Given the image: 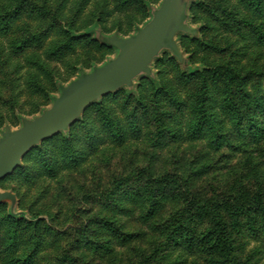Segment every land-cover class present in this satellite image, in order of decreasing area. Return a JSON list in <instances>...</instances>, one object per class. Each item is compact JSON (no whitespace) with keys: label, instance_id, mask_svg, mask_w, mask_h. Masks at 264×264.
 Here are the masks:
<instances>
[{"label":"rangeland","instance_id":"1","mask_svg":"<svg viewBox=\"0 0 264 264\" xmlns=\"http://www.w3.org/2000/svg\"><path fill=\"white\" fill-rule=\"evenodd\" d=\"M162 1L0 0V147L122 68ZM255 3L178 0L144 73L0 168V264H264V0ZM212 71L213 109L229 94L238 128L195 127L201 74ZM215 211L226 223L217 247Z\"/></svg>","mask_w":264,"mask_h":264},{"label":"water","instance_id":"2","mask_svg":"<svg viewBox=\"0 0 264 264\" xmlns=\"http://www.w3.org/2000/svg\"><path fill=\"white\" fill-rule=\"evenodd\" d=\"M178 0H163L149 29L131 59L113 74L57 101L43 115L0 147V168L25 153L45 134L91 102L104 97L145 72L169 36ZM169 33V34H168Z\"/></svg>","mask_w":264,"mask_h":264},{"label":"trees","instance_id":"3","mask_svg":"<svg viewBox=\"0 0 264 264\" xmlns=\"http://www.w3.org/2000/svg\"><path fill=\"white\" fill-rule=\"evenodd\" d=\"M253 1V0H252ZM255 6L256 8L261 9V0H255ZM110 12L109 8L104 5L100 11H99V23L104 26L107 18L109 17ZM68 46V45H67ZM231 74L234 75V71L231 69ZM217 71H212V77L209 74V76H206V74L203 75L205 80V87L204 92L202 93L200 99L198 102H196L195 106L193 107L194 116H195V122H196V128L203 129V127L207 126L208 130L215 131L216 129H224L225 123L235 125L236 128L241 126L240 122L243 118L242 114L240 113V105L234 102V99H231L229 97V94L225 95V92L222 93V100L219 102L220 111H216L213 108H215V101L214 97L211 96L212 89H218V86L216 84L215 75L217 74ZM243 90H245V85L243 84ZM245 97H249L246 93H244ZM214 102V103H213ZM250 104V101L248 102ZM248 104V105H249ZM251 105H249L248 112H250ZM264 108V107H263ZM190 134L196 135V132L193 133L190 130ZM261 203V201H260ZM213 219H212V229L210 230L209 234H214L217 238V241L215 242L216 247L223 244L225 241V232H226V223L223 220L222 215L220 212L214 213ZM185 240V236H184ZM186 242H193L192 239H190L188 236H186Z\"/></svg>","mask_w":264,"mask_h":264}]
</instances>
